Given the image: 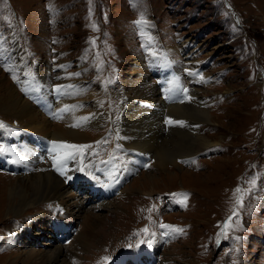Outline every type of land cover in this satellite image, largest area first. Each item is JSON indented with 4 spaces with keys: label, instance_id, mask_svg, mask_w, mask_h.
I'll list each match as a JSON object with an SVG mask.
<instances>
[{
    "label": "rangeland",
    "instance_id": "1",
    "mask_svg": "<svg viewBox=\"0 0 264 264\" xmlns=\"http://www.w3.org/2000/svg\"><path fill=\"white\" fill-rule=\"evenodd\" d=\"M137 20L142 23H134ZM137 56L155 84L163 80L159 62L167 61V67L169 61H176L183 69V73L176 70L179 83L182 89L188 88V94L192 84L185 64L195 61L197 77H206L198 82L197 94L213 121L207 124L193 116L179 117L183 123L177 128L183 131V139L172 144L175 135L165 147L172 152L188 148L185 135L194 134L196 123L199 134L214 144L199 146L197 149H202L193 155L176 159V166L168 162L158 167L154 159H148L146 163L137 161L138 168L127 169L133 153L114 137L111 126L93 132L85 128L90 147L80 157L83 177L87 184L91 178V184L94 181L108 188L99 189L103 193L99 195L82 188L79 198L89 207L105 201L108 209L99 212L107 216L103 230L94 229L85 247L79 238V213L70 221L76 228L61 232L66 221L55 217L52 228L50 210L41 201L7 219L0 201V264H39L26 254L38 249L40 243L45 245L48 235L56 238L53 244L70 241L74 248L65 251L57 264H116L117 257L123 252L131 255L136 246L147 251L152 239L153 244L160 242L157 248L152 247V264H264V0H0V77L7 79L0 99L11 86H20L21 95L37 106V98L45 95L42 87L34 85L35 78H29L36 61L37 72L82 89L78 98L90 100L97 92L101 107L115 119L119 108L116 95L123 91L121 76L124 79L134 73ZM21 59L24 68L19 72L16 63ZM173 95L176 97L175 92ZM0 121L3 141L5 118L1 112ZM0 145L7 150V144ZM14 164L18 173L13 176L7 178L9 173L0 170V187L29 172ZM111 181L121 182L117 193L109 192ZM237 188L240 193L234 191ZM6 194L1 197L7 198ZM112 203H117L116 209ZM38 205L44 208L40 212L43 217L30 223L35 235L40 234L35 233L38 230L43 234L32 240L20 235L11 245L8 237L24 219L37 214ZM228 217H232L231 227L225 231ZM161 225L183 231L177 233ZM49 247L48 252L53 250ZM74 250L78 260L72 255ZM124 261L132 263L130 257Z\"/></svg>",
    "mask_w": 264,
    "mask_h": 264
},
{
    "label": "bare ground",
    "instance_id": "2",
    "mask_svg": "<svg viewBox=\"0 0 264 264\" xmlns=\"http://www.w3.org/2000/svg\"><path fill=\"white\" fill-rule=\"evenodd\" d=\"M175 50L176 49L171 48L172 52ZM179 54L182 55L181 52ZM5 59H7L9 64L11 63V60L6 56ZM194 62L188 60L187 64L189 66L185 64L188 79L192 84L189 86L190 93L187 94L185 100L182 99L178 103H170L165 100L166 98H170L171 94L169 91L172 92L174 86L172 84L168 85L166 81H163L162 85H156L154 82L149 81L148 70L147 72L145 71L143 61L137 56V60L133 62L135 64L137 63V65L132 66L134 73H131L132 75H128L129 77L127 76V78L124 79H122L123 77L121 76L123 91L116 95L118 99L115 100L118 101L117 104L119 108L116 118L111 119L112 117L110 118V114L101 107V98L98 96L97 92L90 95V100L78 98L77 95L78 93L81 94L82 89L66 81H52L47 73H43L41 70L37 72V64H35V61V63L32 64L35 66L33 67L34 69L32 68L34 74L33 76H29V78H35L36 82L34 85L43 88V95H45V97L39 101V108L29 101L26 95V97L21 95L20 86H11L8 93H6L7 95L0 99V112L5 118L4 128L7 130L6 132L3 128L2 133V139L5 138L7 140L6 144L8 146L5 152L12 156L13 160L18 163V166L26 167V169L29 170L28 173L18 174L15 179L11 180L10 178L8 182L1 184L0 201L4 206L2 213L3 215L5 213V218L17 216L29 208L33 209L36 203L41 201L44 203V206L50 210L52 215L50 218L59 217L65 220L66 223H64L62 229H69L70 231L72 227H75L74 223L70 221L74 219L75 213H79V217L82 221V226L80 225V228H78L81 229L79 238L82 245L85 247L89 246L90 236L92 235L91 232L101 227L105 222L104 218H107V216H101L99 212L101 209L105 211L108 208L105 207V201H96L97 203L94 204L93 207L87 206L86 202L80 200L79 193L82 188H87L92 194H95L93 190L96 191L101 187L98 185L95 186L94 182L91 184V179H89L91 181L86 179L90 184L86 183L83 177L85 176V171L82 169V161H80L82 154L75 149L59 146L53 151L54 145L52 143L56 141L58 144L88 145L89 138L86 133L83 132L85 128L89 127L88 129H93V132L96 129L102 130V128L107 125L108 127L111 126L114 137L133 153L134 158L131 159L130 166L128 165L127 169H133L134 166L138 168L137 161L146 163L148 159H154L156 161L155 165L158 167H164L168 162L176 166V159L193 155L196 151L202 149H197L199 146L205 148L206 146L214 144L211 139H207L205 136L199 134L200 127L199 124L196 123L192 129L194 134H184L189 139L188 148H175L177 152L175 150L172 152L165 147L166 142L175 135L176 138H171L172 144L176 141L178 145V141L183 139L180 138L183 131L177 128L180 124L179 117L183 119L185 117L192 118L193 116V118L195 117L198 120H204L207 124L213 121L212 113L208 110L205 101L197 94L200 84L198 82H200V80H205L206 77H197L198 68ZM169 63H171V65L173 64L172 66L174 69L176 68L175 71L179 70V73H183L182 67L176 63V61H173V63L169 61ZM23 64V59L17 62L16 71L20 72V70L24 68ZM159 64L161 65L160 67L163 66L160 62ZM165 73V68H163L161 74L164 76ZM171 73H173V71H171ZM176 74L179 75L178 71H176ZM4 80L7 79L5 77H0V81L3 82H0V91L4 88L3 84L6 82ZM51 84H53V86H51ZM26 91L27 88L24 90V94L27 93ZM165 94H167V96H165ZM167 121H169V123ZM168 127L169 130L167 133L165 131ZM37 145H39L40 148H38ZM69 152L74 153V158H67L60 164L61 171H63V175H61V171H58L55 166L59 163L57 157H63ZM10 176H13V174L9 173L7 178ZM142 180L146 181L145 178H142ZM111 184L109 192L117 193V190H120V186L116 182H111ZM103 188L107 191V186ZM151 191H153V189ZM4 194L7 195V198L1 197ZM72 194L75 196L73 200H71L73 198ZM99 194L100 193H96V195ZM91 196L94 197L95 195ZM84 198L90 197L85 195ZM116 204L112 203V207H115V209L117 206ZM40 205L36 206L38 207L36 208V215L33 217L31 216L30 220H28V218L24 219L22 223L15 227V229H17V231H15L16 233L10 234L11 236L7 239L11 245L19 240L20 235H25L27 236V240H32L37 238L36 236L40 237L43 234L42 231L38 230L35 233L40 234L35 235L30 223H36L42 219L43 214L40 212H42L44 208ZM46 221L48 224L49 220L47 218ZM100 229L103 230L102 227ZM48 230L50 233V228ZM94 233L98 234V232ZM48 237L49 239L45 241V245L40 243L38 249L29 250V253L26 254L27 258L35 257L39 261V264H57L65 251L74 249L71 247L70 241L68 240L65 244H59L58 241L55 245L53 244V240H56V238L51 235H48ZM76 237L78 238V236ZM152 242L153 239L150 246L153 248H157L160 244V242L157 244H153ZM49 245H52L53 248L50 252H48L49 248H51ZM147 249V253H153L154 251V249ZM72 255L75 257V260H78V253L75 252V250ZM132 256L134 260H140L141 263H144L146 252L142 248H135L132 252Z\"/></svg>",
    "mask_w": 264,
    "mask_h": 264
},
{
    "label": "snow or ice",
    "instance_id": "3",
    "mask_svg": "<svg viewBox=\"0 0 264 264\" xmlns=\"http://www.w3.org/2000/svg\"><path fill=\"white\" fill-rule=\"evenodd\" d=\"M134 23L140 24V23H142V21L141 20H137ZM65 110H67V109H65ZM82 119H87V118H82ZM170 123H171V121H170ZM180 123H183V122H180ZM3 126H4L3 123L0 122V127H3ZM74 126H76V125H74ZM52 143L54 145L53 151H55L56 150V147L59 146V147H65V148L75 149L80 154H83V150L84 149L90 147V145H67V144H58V142H56V141H53ZM3 151H5V149L3 148L2 145H0V152H3ZM67 158H74V153L69 152V153H66L65 156H63V157H57V160L59 161V163L56 164L55 166L57 167V170L58 171H61L60 164H62L63 161L65 159H67ZM13 162H16V161H13ZM61 175H63V171H61ZM250 183H252L253 186L255 185V181L254 180L250 181ZM234 191L236 193H240L241 192V189L240 188H237ZM249 191H251V189H249ZM237 203L238 204L242 203V196L241 197H238ZM233 215H236V213L234 212ZM231 219H232V217H228V220L225 221L222 230H225L226 231L227 229H229L231 227V224L229 223V221H231ZM161 227L171 228L172 231L177 232V233H180V232L183 231L182 229L174 228L173 226H169V225H161ZM143 231L147 232V229H144ZM103 259L106 261L108 258L107 257H104Z\"/></svg>",
    "mask_w": 264,
    "mask_h": 264
}]
</instances>
